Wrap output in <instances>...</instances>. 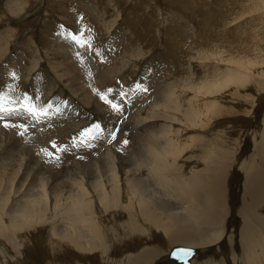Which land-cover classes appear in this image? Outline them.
<instances>
[{"label": "bare ground", "instance_id": "6f19581e", "mask_svg": "<svg viewBox=\"0 0 264 264\" xmlns=\"http://www.w3.org/2000/svg\"><path fill=\"white\" fill-rule=\"evenodd\" d=\"M6 2L0 6V66L19 33L14 47L26 50L20 52L30 68L26 82L36 71L46 85L43 96L55 94L46 70L36 69L48 63L75 68L76 48L44 44L52 31H63L54 22L69 29L62 0L55 7L48 0ZM140 2L90 0L96 29L81 22L94 30L79 52L87 53L88 64L104 43L113 45L91 66L95 96L114 90L118 73L126 83L140 69L138 83L124 84L132 113L123 135L109 138L92 158L65 166L36 149L40 143L53 149L72 124L56 121L40 130L44 142L33 152L21 140L24 132L16 135L18 129L0 122V264H175L161 261L178 245L196 248L190 264H264V23H255L264 19V0H170L177 23L171 32L162 31L155 12L137 36L136 21L145 13ZM152 3L146 8L155 9ZM35 17L46 27L39 36L48 63L40 60V45L39 57L29 50L36 46L28 26L36 23L27 21ZM111 29L123 34L114 39ZM161 43L166 57L155 49ZM80 84L76 96L98 109ZM137 84L147 89L138 97ZM212 243L217 255L198 260V248Z\"/></svg>", "mask_w": 264, "mask_h": 264}, {"label": "rangeland", "instance_id": "374dc122", "mask_svg": "<svg viewBox=\"0 0 264 264\" xmlns=\"http://www.w3.org/2000/svg\"><path fill=\"white\" fill-rule=\"evenodd\" d=\"M57 1L58 0H48V2L53 7L58 5ZM148 2H149V0H141V2H140L141 5H143V9H144L145 13L143 14L144 19L136 21V25H138L137 26V30H138L137 36H139L143 32L141 30V24L146 19L151 20V16L155 12H156L155 16L158 17V19L160 18L162 20L161 26L166 28V30H162V31L168 32V33L171 32L169 28L172 27L173 25L177 24L175 22V19H173L172 18L173 16L171 15L172 12H171L170 5H173V3L170 4V0H153L152 6H154L155 9H152L151 7L148 9V8H146V4ZM62 4L66 8L65 10H62V13L64 14L63 17L68 21V28H69V29H67L68 32H69V30L73 34H80L82 32L84 34V39L86 41L89 37L93 38L94 30L91 27L89 28L87 26H84L83 23H81L84 21V23L90 24L91 26H93L96 29V27H95V20L96 19L93 17H90L92 15V10H91L92 5L90 3V0H86V2H82L81 4H80V2H76V1L72 2V0H62ZM2 5H8L6 0H0V6H2ZM88 17H90V18H88ZM246 17L248 18L249 16H246ZM10 19H12V18H10ZM27 22H28V24H30V23H36L37 24L38 23L37 26L35 24L34 28H32V26H28V29L35 30L34 36L36 37V38L34 37L31 39V41L36 46V48L35 49L29 48V50L33 53V55L35 57H39V51L44 48L43 52L45 51V55H43V52H40V56H41L40 60L43 61L44 63H48L47 58L49 56L46 52L45 47H43V38H42L43 32L46 31V27L45 28L43 27V23H41V21L38 20L37 17H35L33 19L30 18ZM54 23L57 27L56 30L61 29V25H62L61 23H59V22H54ZM255 23H264V19L258 20ZM239 24H241V20L233 23L232 27H237ZM75 25H78V26L73 29L72 27H74ZM143 25L145 26L146 24L144 23ZM81 29H84V30L80 31ZM177 30H178L177 32H181V30L179 28ZM244 31L245 30L243 29V32ZM110 32H112L114 34V39L120 38V36L123 34V32H114L112 29L110 30ZM18 35H19V33H17V35H15L13 42L11 44L13 46L14 51H11L10 53H9V51L7 52L8 56L5 57V61H4L5 63L2 61L1 66H0V72L2 71L1 77H0V79L2 78V80H0L1 81L0 82V91H2L3 93L9 94L13 100L20 98L21 96L24 97L25 95L30 96V94H31V96H32V97L30 96L31 102L34 103L35 105H37L38 106L37 108L43 107L45 109H48V114H47V116H45L39 120L33 119L31 116H28L27 114H22V115H19L20 117H18V116L17 117L16 116L9 117V118H7L6 121L0 120L1 123H3V124L8 123L10 126L15 125V126H11V127L18 129V132L16 133V135H19L20 133L24 132L25 136H23L21 140H22V142H23V140H24V142L25 141L28 142V145L30 146V148H33L32 149L33 152H34V148H36L39 145L37 143V141L40 140L39 143L44 142L41 138L40 133H39L40 130L45 131L47 129H50L52 124L57 125L56 121H58L60 124H65L64 121L66 122V124H69V123L72 124L71 128L68 129L65 132V134L61 133L60 135H58L59 139L56 140V142L57 143L60 142V143L56 144L55 148L52 146L53 149H51V150L48 149V151L53 152L55 155H59V160H57V162L63 163L65 166H68L70 163L72 164L73 160H79L80 161L82 159V161H84L83 159L86 157L92 158V154L94 152L95 153L99 152L98 151L99 146H101V147L105 146L106 147V143H108L109 138L113 137V134H114V137H116L117 134H118L117 135L118 137H119V135L120 136L123 135L122 131L126 130L128 128L126 117H128L132 113V110H129L130 105H129V102L127 101L129 99H127L128 94L126 92V88H125L124 84H129V82H131V81H132L131 83H134V82L138 83L139 78H140V69L138 68V71H136L134 73L135 78L138 76L137 79H135L133 77V79H128V82H126V83H123V74L122 73H118L116 76H114V78L117 79L116 80L117 86L115 85V87H114L115 89L114 90L111 89L112 91L108 93V99L112 100L113 103H116V104L121 106L122 110L119 112L113 110L112 107L105 100H101L99 95L95 96V94H97L94 92L95 91V81L97 79L95 78L96 75L94 73H92V71L90 70L91 66L96 65L102 61V54L104 52L105 53L110 52L111 48L113 47L112 41L108 42V44L104 43V45H103V48L105 49L104 52L98 58H96L92 64H88V62L90 63V60L87 58V57H89L87 55V53H86V55L85 54L80 55V57L78 55H73V53H71L72 56H75L72 59V63H74L75 68L73 67L71 69V71L70 70H64L61 67L53 66L50 63H48L49 65H47L45 67L40 66V68H37L36 70H38V71L46 70L44 72L48 75V79L54 85V89L58 90V91H56L55 94L52 93L49 96H46V95L43 96L44 94L42 93V91H44V89H45V91H47L46 85H45L44 81H42L38 72L34 71L33 74L31 75L32 78H30L29 81L26 82L27 74H28L30 68L28 67V62L22 58V55H20V52L23 53L26 50H24L22 48H15L14 47L15 41L18 39ZM39 35H41L42 37ZM161 37L164 38V35H162ZM68 39L69 38H66V36L63 35L62 32L52 31V37H50L49 40H47V41H49V43H47V41H45L44 44H46V46L53 48L54 47L53 45L56 44L55 41H60L61 44L62 43H68L70 46L76 48L77 49L76 53L81 52L82 47L79 46L77 43L73 42L71 39H69V40ZM110 40H112L111 35H110ZM24 43H25V41H24ZM161 44L159 46L155 47V49L159 48V53L161 54V56L166 57L167 53H168L167 48H166L164 43H161ZM39 45L41 46L42 49L39 47ZM183 47L184 46H182V45L179 46L181 51H183ZM6 49H7L6 43L3 41L2 50H6ZM11 58H14L15 61L14 60L12 61ZM173 58H176V56L172 55L169 58V60H172ZM20 60H24V61L22 62ZM11 62H12V64H10ZM77 64H79V65H77ZM4 69L9 73V75H7L8 73L5 72ZM58 69H62L63 72H59ZM13 71H15L17 73L18 78H13L11 76V73ZM127 72L130 73V70ZM158 73L161 76L163 74L159 69H158ZM35 74L37 77L35 76ZM124 76H126V75H124ZM77 80H79V81H77ZM125 80L126 79H124V81ZM83 81H84L85 86H86L85 87L86 88L85 94L88 97L94 98V101H96L98 109L96 108L94 110L89 105H87V103L82 101V99H80L78 96H76V95L81 94L80 88L82 87V85L80 84V82H83ZM75 82H79V84L73 86ZM151 83L153 85L157 86L155 81L151 80ZM71 86H73L72 89H71ZM59 88H61V89H59ZM47 89H48V87H47ZM54 91H52V92H54ZM2 92H0V94H3ZM76 92H78V93H76ZM88 92H90L91 94ZM104 92H107V91H104ZM118 92H119V94H118ZM140 92L141 93H139L136 97L141 96L142 92H145V91L140 90ZM59 93H62V95L58 97ZM99 93H101V92L99 91ZM120 93L123 95H120ZM43 98H45V99H43ZM49 105H51V108H48ZM75 105H77V106H75ZM125 107H126V109H125ZM57 109H59V111H57ZM107 114H109V115L107 116ZM73 119H76V121H74ZM77 121H78V123H75ZM97 123L101 125V128L103 129V134L98 139L92 140L90 142H83L81 140L80 134L85 129L90 128L93 124H97ZM20 125H25L27 130L25 131V128L20 127ZM55 125H53V127ZM73 126H76V127H73ZM4 128H5V126H4ZM107 128H108V130H107ZM54 129L55 128H53V130ZM117 130L119 131V133L117 132ZM27 136L29 137V139ZM77 137L79 138V142L76 141ZM31 138H34V139H32V141H30ZM38 138H40V139H38ZM67 140H68V142H67ZM59 145H60V147H58ZM134 145L136 146V143H134ZM42 147H43V144L40 143V145L36 149V150H38L37 155H40L42 153L41 152ZM57 147L58 148L66 147L67 150L64 152H58ZM39 151H40V153H39ZM69 151H71V153ZM40 156L44 157L46 155L45 154L43 155V153H42V155H40ZM47 159H49V158H47ZM50 159L53 161L56 160L54 157H52ZM79 161H77V163ZM82 161H80V162H82ZM85 161L89 162L91 160H89V161L85 160ZM73 165H75V164H73ZM73 165H71L70 168L67 169V171H66L67 173H69V171L75 167ZM233 223L235 225H239V223H236V222H233ZM237 232H235V234H237ZM231 241L233 242L234 246L237 248V239H231ZM39 243H40V240H39ZM205 248H207V249H205ZM215 248H216V245L213 243L205 245V247H203V248H198V253L195 257H197L198 260H202V259H206V258L211 257V256H216L217 254H216ZM228 248H229L228 242L223 244V250L224 251H227ZM206 250H208V251H206ZM164 257H165V255L162 256L161 259ZM167 261L168 260L163 259L161 262L167 263ZM174 263L178 264L176 262H174Z\"/></svg>", "mask_w": 264, "mask_h": 264}, {"label": "snow or ice", "instance_id": "6c2138e0", "mask_svg": "<svg viewBox=\"0 0 264 264\" xmlns=\"http://www.w3.org/2000/svg\"><path fill=\"white\" fill-rule=\"evenodd\" d=\"M61 29L63 30L62 34L65 35L66 38L71 39L73 42L77 43L81 47H87L90 43V40L86 41L84 39V34L82 32L80 34H73L64 29L63 25H61ZM77 55L79 56L80 54L77 53ZM11 76L13 78H18L17 73L15 71L11 73ZM136 87L141 91H147V89L142 84H137ZM111 91V89H108L107 92L99 93L100 98L102 100H105L112 107L113 110L119 112L122 110L121 106L116 103H113L112 100L108 99V93ZM48 108H51V105H49ZM57 111H59V109H57ZM22 114H27L33 119L39 120L47 116L48 109H45L43 107L37 108V106L31 102V97H28L27 95L22 98H17L16 100H13L11 96L7 93L0 94V120L6 121L9 117L19 116ZM4 126L9 127L10 125L8 123H5ZM20 127L25 128V131L27 130L25 125H20ZM102 134L103 129L101 128V125L97 123L93 124L90 128L85 129L80 135L81 140L83 142H90L92 140L98 139ZM124 143H127V141L125 140ZM53 147H56L55 142H53ZM66 150V147L57 148L58 152H64ZM41 152L46 156L54 157L56 160H59V155H55L53 152L48 151V149H41ZM177 253L179 254L178 258L180 260L186 261L187 258L191 256L192 250L189 248H180L177 250Z\"/></svg>", "mask_w": 264, "mask_h": 264}, {"label": "water", "instance_id": "95a60500", "mask_svg": "<svg viewBox=\"0 0 264 264\" xmlns=\"http://www.w3.org/2000/svg\"><path fill=\"white\" fill-rule=\"evenodd\" d=\"M180 248H189L192 250L191 256L188 257L186 261H182L178 258L179 254L177 253V250ZM196 251H197L196 248H194L192 246H181V245L174 246L168 252L167 260L171 261V262H176L178 264H190V260L196 254Z\"/></svg>", "mask_w": 264, "mask_h": 264}]
</instances>
